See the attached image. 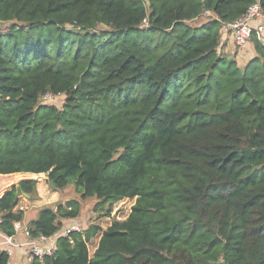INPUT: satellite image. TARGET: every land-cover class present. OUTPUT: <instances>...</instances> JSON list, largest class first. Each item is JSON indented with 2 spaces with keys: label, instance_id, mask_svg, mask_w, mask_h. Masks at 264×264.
I'll return each instance as SVG.
<instances>
[{
  "label": "trees",
  "instance_id": "16d2710c",
  "mask_svg": "<svg viewBox=\"0 0 264 264\" xmlns=\"http://www.w3.org/2000/svg\"><path fill=\"white\" fill-rule=\"evenodd\" d=\"M254 1L0 0V175L135 199L70 237L78 201L40 210L30 234L57 240L29 264H264V46L240 67L221 42ZM18 202L16 186L0 196L6 236Z\"/></svg>",
  "mask_w": 264,
  "mask_h": 264
},
{
  "label": "rangeland",
  "instance_id": "374dc122",
  "mask_svg": "<svg viewBox=\"0 0 264 264\" xmlns=\"http://www.w3.org/2000/svg\"><path fill=\"white\" fill-rule=\"evenodd\" d=\"M204 18L205 16H203L202 19H199L192 23H187V26L190 25L192 26L194 24L202 22L204 21ZM99 29L103 30L105 28L103 26H99ZM2 32H5V30L3 29ZM230 44H231V48L233 47L232 48L233 51L230 53V55L234 57L236 64L238 66L243 67L244 64L249 59L252 58L250 51L244 49H246L248 45L249 47H252V45L247 44L242 48H238L234 45L233 41L230 42ZM52 100L53 99L51 100L42 99L41 101L60 108L62 106L64 97L59 96V98L53 101ZM0 179H2V182L4 183V185L0 187V195L4 194L12 186H17L20 181L33 180L36 182L34 192L31 195L27 196L26 198L19 196L18 206H16V208L14 209L15 211H23L24 217L21 222L27 227L29 226L30 223L29 222L27 224L29 217L34 216L40 210L44 208L55 210L58 204H65V202L68 200H76L80 203V214L78 217L79 219L78 221L83 222L85 228H88L91 225H96L102 231H104L113 222L125 220L128 214L130 213L132 205L135 202V199H126L121 202L115 203L112 206L109 205L101 206L99 201L95 198H87L82 200L80 198V195L75 192L73 186H68L63 190H54L49 186V182L45 174H40V175L16 174V175H5V176L0 175ZM19 207H22V210H20ZM98 239L99 236H96L88 243V251L90 255L95 250ZM14 259L15 256H13L10 259L11 264L14 261ZM24 264H27L26 260Z\"/></svg>",
  "mask_w": 264,
  "mask_h": 264
},
{
  "label": "built area",
  "instance_id": "2783aa9c",
  "mask_svg": "<svg viewBox=\"0 0 264 264\" xmlns=\"http://www.w3.org/2000/svg\"><path fill=\"white\" fill-rule=\"evenodd\" d=\"M211 12L206 11L203 16H209ZM232 38L234 45L238 48L246 46L253 37H255L262 46H264V13L258 0L254 1L247 8L246 12L241 15L233 23H228L224 26ZM50 94H46L43 99H51ZM22 210V207H19ZM66 227L62 236L70 237L71 233L82 234L84 225L81 221L67 219ZM22 222L13 224L15 234L6 236L0 233V249L4 251L11 259L16 250L23 251V257L26 256L27 264L33 258L42 259L44 256H49L55 249L57 238H47L44 236L33 237L26 225ZM21 238H17V235ZM72 243V241H69Z\"/></svg>",
  "mask_w": 264,
  "mask_h": 264
},
{
  "label": "crops",
  "instance_id": "0c3cea01",
  "mask_svg": "<svg viewBox=\"0 0 264 264\" xmlns=\"http://www.w3.org/2000/svg\"><path fill=\"white\" fill-rule=\"evenodd\" d=\"M209 17L210 18H213V19H216V17H215V15L214 14H212V13H210V15H209ZM200 23H202V22H199L198 24H200ZM230 40V37H229V35L225 32V31H223L222 30V35H221V42H222V50L225 52V53H228V54H230L233 50H232V48H231V44H230V42H231V40ZM244 50H247V51H250V53H251V57L253 56V50H252V48L251 47H246V49H244ZM1 196V195H0ZM37 214L38 213H36L34 216H32V217H29V220H28V222H27V224L29 223V222H31L32 220H34L36 217H37ZM18 239L19 238H21V235H17L16 236ZM14 256H15V259H14V261L12 262V264H24V262H25V256L23 257V251H20V250H16L15 251V253H14ZM11 264V263H10Z\"/></svg>",
  "mask_w": 264,
  "mask_h": 264
},
{
  "label": "water",
  "instance_id": "95a60500",
  "mask_svg": "<svg viewBox=\"0 0 264 264\" xmlns=\"http://www.w3.org/2000/svg\"><path fill=\"white\" fill-rule=\"evenodd\" d=\"M6 25H7L6 22H0V27H4V26H6ZM49 186H50L51 188L53 187L52 182H49ZM16 194H17L18 197H19V196H22V197H24V198L27 197V195L24 194V193H22L21 190H20V188L17 187V186H16Z\"/></svg>",
  "mask_w": 264,
  "mask_h": 264
},
{
  "label": "bare ground",
  "instance_id": "6f19581e",
  "mask_svg": "<svg viewBox=\"0 0 264 264\" xmlns=\"http://www.w3.org/2000/svg\"><path fill=\"white\" fill-rule=\"evenodd\" d=\"M13 175H16V174H13ZM30 175V174H29ZM14 179V178H13ZM18 179V178H17ZM4 180V179H3ZM15 180H16V178H15ZM4 185V183L2 182V179H0V187L1 186H3Z\"/></svg>",
  "mask_w": 264,
  "mask_h": 264
}]
</instances>
